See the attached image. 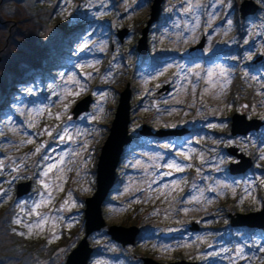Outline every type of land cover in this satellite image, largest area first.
Returning <instances> with one entry per match:
<instances>
[{"label":"rangeland","instance_id":"rangeland-1","mask_svg":"<svg viewBox=\"0 0 264 264\" xmlns=\"http://www.w3.org/2000/svg\"><path fill=\"white\" fill-rule=\"evenodd\" d=\"M31 1L51 10L39 35L53 48L39 68H26L0 93V264H63L83 236L84 197L94 190L100 146L125 86L130 140L100 205L104 225L85 237L90 264H142V257L264 264V231L229 223V214L258 210L264 198V0H250L256 9L242 17V0H159L142 52L137 41L153 0ZM77 31L74 41L64 42ZM164 51L174 61L151 76ZM213 53L228 61L201 58ZM73 78L90 85L72 93ZM63 92L72 93L60 106L64 117L102 122L85 160L87 174L73 171L79 180L70 186L52 185L76 181L67 169L59 177L53 170L67 163L65 154L52 163L38 160L50 153L52 139L71 148L74 135L58 131L62 120L51 109ZM85 96L87 108L73 116L74 104ZM233 113L260 124L232 134ZM237 153L250 164L231 174ZM80 157L71 158L76 169L83 167ZM19 182L28 183L27 191L15 196ZM165 213L179 225L164 227ZM111 224L137 227L133 242L112 239L106 232ZM179 231L185 239L171 238ZM178 247L189 251H174Z\"/></svg>","mask_w":264,"mask_h":264},{"label":"water","instance_id":"water-1","mask_svg":"<svg viewBox=\"0 0 264 264\" xmlns=\"http://www.w3.org/2000/svg\"><path fill=\"white\" fill-rule=\"evenodd\" d=\"M159 0H153L150 6L149 17L146 19L145 27L141 29L140 38L137 41V49L142 52L143 40L146 26L156 18L158 11ZM249 4L251 8L246 9L245 5ZM239 15L242 17L244 14L252 15L256 9V5L250 0H242L239 4ZM121 37L122 34H118ZM161 92V91H160ZM160 92L156 93L157 96ZM89 97L77 101L71 112L76 116L88 106ZM129 109V89L125 86L118 92V101L113 114V119L108 128V133L100 146V151L95 165V186L91 195L84 197L83 208V236L78 240L74 247H72L66 254L63 264H87L90 256V247L87 245L85 239L86 235L97 230L104 225V221L100 215V205L104 200L106 194L110 190L114 180V170L116 168L119 156L123 146L130 140L127 134V121ZM240 123L247 124L240 126ZM260 122L256 119L245 120L244 116L239 113H233L230 117V133H244L249 129H256ZM235 153L234 149H229ZM236 156L239 160L235 163H230L228 168L229 172H241L246 169L250 161L246 156L237 153ZM27 182H19L15 186V196H19L27 191ZM59 208L61 206L59 205ZM229 223L231 225H246L256 227L264 231V198L262 199L261 208L246 213H235L234 216L229 214ZM106 232L112 239L118 241L121 245L132 243L137 232V227L121 226V225H107ZM142 264H193L185 260L174 262H157L150 257H142Z\"/></svg>","mask_w":264,"mask_h":264},{"label":"trees","instance_id":"trees-1","mask_svg":"<svg viewBox=\"0 0 264 264\" xmlns=\"http://www.w3.org/2000/svg\"><path fill=\"white\" fill-rule=\"evenodd\" d=\"M31 0H0V93L26 68H39L47 52L39 32L51 16L46 5ZM10 6L9 10L6 7Z\"/></svg>","mask_w":264,"mask_h":264},{"label":"bare ground","instance_id":"bare-ground-1","mask_svg":"<svg viewBox=\"0 0 264 264\" xmlns=\"http://www.w3.org/2000/svg\"><path fill=\"white\" fill-rule=\"evenodd\" d=\"M142 3V2H141ZM96 8V7H94ZM98 10V8H96ZM140 9V8H139ZM95 10V9H94ZM94 10H91V11H94ZM137 10V9H136ZM135 16L133 18H136L137 14L134 13ZM89 29V28H88ZM86 29V30H88ZM85 30V31H86ZM79 32L80 31H77V32H74L72 35H70L64 42L65 43H71L72 41H74V39H76L79 35ZM155 38H157L155 36ZM158 59L156 61V63L154 64V67H152L151 69V72L149 73L151 76H155L156 74V71L158 69H160L161 66H165V65H168V64H171L172 61H174V58L170 57L171 54H169L168 51H164V52H160L158 55ZM204 61H211V62H214V61H219L220 63H223V62H226L228 61V59H226L225 55H222V54H216V53H213V54H210V55H205L203 57H201ZM145 66V63L144 64H141V67ZM156 69V70H155ZM137 71V70H136ZM135 71V72H136ZM75 79H70V83H71V91L72 93L75 92L76 88L77 87H83L86 89L87 86L90 85V83H88V85H81L79 84L78 82H74ZM68 82V81H67ZM66 83V82H65ZM85 84H87V82H85ZM63 89V88H62ZM88 89V88H87ZM68 91V90H67ZM66 92V91H65ZM136 92H141V88L140 87H136ZM71 93V94H72ZM70 94V93H69ZM69 94L67 93H61V95L55 100L56 103L52 104L51 105V109L53 112H56L58 117L62 120V122L59 123V129L58 131L59 132H64L65 135H69L70 133L74 135V139H72L70 141L71 143V148L67 147V145L65 144H61V146H57L56 143H55V139L53 140H50V146L52 147V149L50 150V153H45L44 157H38L39 159L38 160H41L43 161V163H52L54 161L55 158H59L61 155L63 156L64 154L66 155V160H67V163L64 165V164H61L59 163L58 165H56L57 168L53 169L54 172L56 171V175L59 177V175L61 176L62 174V171L66 170L68 171V174L71 176V178H73L74 180L76 181H65L63 182L62 179H59V180H56L52 185H77L78 184V180L79 178L76 177L75 175H73V171H79V173H84V174H87V163L85 162V160L87 158L90 157V151L92 150V146H93V143H94V139L95 137L98 135V128L96 127V125H102V122H98L96 123L95 121H91L90 119H81L79 122H75L73 120H71L70 118H67V117H64V115L62 114V112L60 111V106L62 104H65L67 103V100L71 97ZM58 95V94H57ZM70 96V97H69ZM35 104V103H34ZM33 104V105H34ZM35 106V105H34ZM44 106V105H43ZM63 107V106H62ZM208 107H211L210 105ZM40 108V107H39ZM188 109V108H187ZM210 109V108H209ZM208 109V110H209ZM213 109V108H212ZM204 112V111H203ZM104 113V112H103ZM102 113V114H103ZM206 113V112H205ZM51 114V113H50ZM98 114V113H97ZM139 113L138 111H136L135 113V116H137ZM99 115V114H98ZM168 115V114H166ZM55 116V114H53V117ZM97 116V115H96ZM100 118V117H99ZM102 118V117H101ZM56 118L54 117L53 120H55ZM59 121V120H58ZM100 121V119H99ZM161 121V120H160ZM56 122V121H55ZM164 122V121H163ZM68 124H70V127L68 126ZM199 124V123H197ZM57 125V124H56ZM55 126V125H54ZM50 127H52L50 125ZM31 130V129H30ZM199 131H201L202 129L198 128ZM48 135V134H47ZM72 136V135H71ZM156 138H158L159 136H155ZM67 138V136H66ZM182 138V137H181ZM214 146H212L211 148H213ZM12 149H16V147H12ZM29 152V151H28ZM80 155H82L83 159H84V163H83V167H80L79 166V170L76 169V167L72 164V159L76 160L78 157H80ZM211 156H214L213 154ZM81 158V157H80ZM214 158V157H213ZM63 159V157H62ZM80 162V161H79ZM212 162H206L204 163V165H208L209 166L211 165ZM55 164V163H54ZM212 165L214 166L215 163H212ZM201 166V165H200ZM82 168V169H81ZM159 168V167H158ZM202 168V167H201ZM141 171H144V175L146 174V170H141ZM209 170H206L205 172H208ZM65 173V172H64ZM216 174H219V172L217 171ZM149 178V177H148ZM80 183V182H79ZM170 207V206H169ZM171 208V207H170ZM114 210V209H112ZM169 210V213L170 211L173 212L175 211V208L173 209H168ZM164 211H162L163 213ZM167 214L165 213V218H163V224L164 227H167V228H175L177 227L179 224L177 222H171L169 221V215L170 214ZM183 213L180 212V215L182 216ZM166 219V220H164ZM178 236L176 237H171V238H178V239H185V235L187 234L186 232L184 231H179L178 232ZM182 241V240H181ZM163 246V245H161ZM174 251H179V252H187L189 251L188 248L186 247H183V248H176ZM188 253V252H187ZM186 254V253H185ZM89 260L87 261V264H88ZM90 264V262H89Z\"/></svg>","mask_w":264,"mask_h":264}]
</instances>
